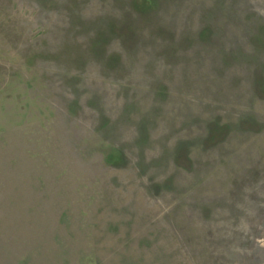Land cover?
<instances>
[{
    "label": "rangeland",
    "instance_id": "rangeland-1",
    "mask_svg": "<svg viewBox=\"0 0 264 264\" xmlns=\"http://www.w3.org/2000/svg\"><path fill=\"white\" fill-rule=\"evenodd\" d=\"M0 264H264V0H0Z\"/></svg>",
    "mask_w": 264,
    "mask_h": 264
}]
</instances>
